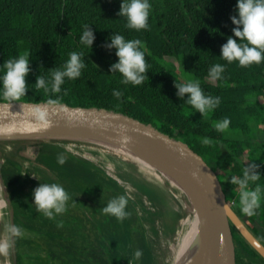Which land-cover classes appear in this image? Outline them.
I'll list each match as a JSON object with an SVG mask.
<instances>
[{"label":"trees","instance_id":"obj_1","mask_svg":"<svg viewBox=\"0 0 264 264\" xmlns=\"http://www.w3.org/2000/svg\"><path fill=\"white\" fill-rule=\"evenodd\" d=\"M159 1L161 5L154 4L150 9L149 27L137 31L127 28L126 18L118 16L121 0H0V73L4 61L27 52L31 71L26 77V95L20 100L105 107L151 122L185 142L213 170L227 200H239L238 186L230 183V179L232 175H242L244 166L258 164L256 171L261 176L257 183L264 186V62L241 67L237 61L228 63L219 56L221 45L229 35H234L232 28L235 25L230 17L236 14V0ZM84 24H89L94 33L91 48L79 43ZM113 32L125 39L144 42L149 70L141 85H125L120 73L110 72V65L118 57L115 48L104 45L110 42ZM71 51L84 53L86 67L81 76L75 80L65 78L60 93L36 89V77H48L52 70L61 68ZM167 56L179 60L180 70L188 80H199L205 95L220 98L214 110L202 116L184 102L187 93L184 98L176 95L175 79L180 83L188 80H182L176 66L166 60ZM216 63L225 65V71L220 79L212 80L208 72ZM113 89L122 92L119 99L113 96ZM225 117L230 119L229 130L225 133L216 131L213 121ZM203 137L210 138L212 143L202 144ZM58 155L55 146L43 145L37 160L52 168L66 183L72 197L69 206L76 205L79 194L89 199L99 198L107 185L113 188L110 194L114 197L123 194L117 180L107 179L88 168L83 160L66 157V163L61 166L56 162ZM22 177L18 163L6 162L3 178L12 188L10 201L17 225L37 232L27 239L18 237L21 263L26 258L32 264H117L118 238L125 241L130 233L133 243L135 233H131L130 223L136 215L129 211L130 202L126 207L129 212L126 219L104 218L100 221L103 233H87L91 243L78 240L73 223L58 227L49 219L29 221L25 208L31 192L23 191L27 183L21 181ZM2 188L0 180V191ZM234 206L241 216H245L238 204L233 203ZM86 208L92 207L86 205ZM72 219L77 221V216ZM248 219V224L264 243V195L260 208ZM257 220L261 226L254 224ZM106 221L110 222L109 227H106ZM137 235L139 245L134 243L132 247L130 243L132 254L140 250L142 264H152V253L148 251L143 228ZM239 236L243 252L237 264H264V258L241 234ZM27 241L32 244L31 252L24 258Z\"/></svg>","mask_w":264,"mask_h":264},{"label":"water","instance_id":"obj_2","mask_svg":"<svg viewBox=\"0 0 264 264\" xmlns=\"http://www.w3.org/2000/svg\"><path fill=\"white\" fill-rule=\"evenodd\" d=\"M0 100V141H39L55 146L54 141L98 140L122 147L148 160L158 169L173 178L184 191L192 212L199 217L200 226L189 252L180 264H237L233 227L264 258V243L254 234L227 200L213 170L183 141L162 131L151 122L142 121L122 111L98 107L71 105L67 102ZM35 107L46 108L45 121L33 113ZM125 137L127 139H125ZM38 155V154H37ZM36 157L32 164L42 167L57 183L67 185L47 165ZM21 162L3 159L0 156V180L10 201L12 188L3 178L6 162ZM103 172V171H102ZM104 177L112 176L103 172ZM27 177L23 171V181ZM119 183V182H118ZM11 202V201H10ZM135 210V208H134ZM22 238L27 239L32 234ZM144 237L146 244L147 238ZM18 248V246H17ZM16 242L13 244L17 264Z\"/></svg>","mask_w":264,"mask_h":264},{"label":"clouds","instance_id":"obj_3","mask_svg":"<svg viewBox=\"0 0 264 264\" xmlns=\"http://www.w3.org/2000/svg\"><path fill=\"white\" fill-rule=\"evenodd\" d=\"M151 9L149 0H121L118 10V16L125 17L126 27L135 29H147L149 27L148 17ZM236 14L230 17L235 27L232 28L234 35H229L225 43L221 45L220 55L228 63L237 61L239 66L248 67L252 64H261L264 62V0H236ZM235 37V38H234ZM93 30L89 24L82 26L79 36V43L85 47L91 48L94 40ZM238 38V39H237ZM110 42L104 46L111 49L115 48V55L118 59L110 65L111 73H120L122 83L141 85L149 70V65L145 60L147 51L144 42L140 39H125L119 33L113 32L109 37ZM82 51H71L69 58L61 68H56L50 72L48 77L38 75L35 79V88L43 89L45 93H60L61 86L65 78L75 80L82 74L86 67ZM29 54L26 52L18 57L9 58L3 62V71L0 73V97L7 101L9 108L10 101H20V98L26 95L27 81L26 77L30 73ZM225 71V65L216 63L209 68V77L212 80H218ZM175 87L178 89L176 95L184 98V102L191 105L194 110H198L202 116L214 110L220 103L219 97L205 95L200 86L199 80L190 79L186 83H180L175 79ZM113 96L119 99L122 92L119 89L112 90ZM55 103V101H50ZM47 109L35 107L33 113L38 119L45 121ZM48 122L45 121V124ZM230 119L225 117L220 121H213L212 126L218 132L225 133L229 130ZM125 139H127L125 137ZM201 143L209 145L212 140L203 137ZM59 165L66 163V157L60 154L56 158ZM259 167L256 163L248 164L243 167L242 175H232L230 183L238 186L240 211L251 217L256 214V210L261 206L262 195H264V186L257 183L261 174L256 171ZM37 211L42 212L44 216L55 219L57 214L67 211L68 202L72 199L70 193L65 187L57 182L41 183L32 191ZM130 197L127 194H121L113 197L106 202V206L101 208L103 214L115 217L123 221L129 216L126 210ZM57 226H62L61 222ZM5 230L10 234V238L0 242V252H7L11 246V237H22L24 231L22 227L15 224L5 225ZM141 251L134 252L135 258L141 256Z\"/></svg>","mask_w":264,"mask_h":264},{"label":"rangeland","instance_id":"obj_4","mask_svg":"<svg viewBox=\"0 0 264 264\" xmlns=\"http://www.w3.org/2000/svg\"><path fill=\"white\" fill-rule=\"evenodd\" d=\"M150 4L151 7L154 4L161 5V1L152 0V3ZM166 60L176 66L183 81L188 80V76L184 75L180 70V62L177 58L167 56ZM41 142L27 140L13 142L0 141L1 158L6 160H17L21 162V164L27 169L23 170L27 175V177L24 179V182L27 184L23 188V191L31 192L30 198L27 197L28 206L25 208L27 218L31 222L35 219H49L56 224L61 222L63 226H68L70 223H73L74 233L76 234L78 240L91 243L92 239L87 237V233H89V235L90 233L93 234L94 232L103 233V230L101 232L102 228L100 221L105 220L106 218H111V216L103 214L101 208L106 206V202L111 199L109 194L112 192L113 188L107 185L108 188L101 190L99 193V198L90 200V204L94 206V209L86 208L85 205H81L86 201V197L83 196V199L78 198V204L76 203L75 206H72L73 211L69 206L67 207L66 212L57 214L55 219H50L44 216L42 212L37 211L35 204H33L34 200L32 197L33 189L39 186V184L52 183L49 172L42 167L32 164L31 162V159L33 160L39 153L38 148L40 145L39 143ZM54 143L58 149V152L67 158H73V160H83V164L92 167H99V169L102 168L101 170L103 172L109 174L115 179L118 178V182L123 189V194H127L130 197L129 211H131L132 215H136L132 218L133 221L130 223V230L131 233H135V235L133 238V243L131 242L132 234L130 233L127 234L125 241L124 238H118L117 242L119 253L117 264H142L140 257L139 260L137 259V261L134 256V252L132 254L130 245V243H132V247L134 246V243H136V246L139 245L140 238L137 235V231H140V228H143V231L145 232L149 247L148 251L152 253V264H173V261L171 263L170 260L174 257V253L171 249H169V247L163 246L164 239L162 238V233H168L171 230L170 227L172 225L174 228L176 226V228L180 227L181 229H184L183 225H179V221L186 215H189V213H192L186 196L175 192L174 189H172L166 183L162 182L161 184V182H159L156 177L145 170L144 166L127 156L122 158L119 157V155L104 152L97 148L93 143L85 141H54ZM3 144L10 145V155H8V153L2 148ZM60 184L63 185V183ZM2 189V195L4 198L2 203L6 202V207L3 205L4 208L2 209V214L0 216V242L10 238V234L5 230V225H17L14 207L7 199L6 189ZM231 203L232 205L233 203L239 205V200L232 198ZM72 216H77V221L73 222ZM172 220L174 223L170 225L169 222H173ZM106 222L108 223L106 227H109L110 222ZM256 223L260 225L259 220L254 222V224ZM161 228H166L167 230L160 233ZM25 230L26 235L30 234V227H25ZM175 239L176 237L172 240L174 241ZM14 242H16L17 248L19 243L18 237H11V246L8 251L6 253L0 252V264H15L13 254ZM31 245L27 241L26 246L28 249L25 251L26 253L24 254V258L30 254ZM17 254V264H27L28 260H26V258L25 261L21 263L19 247L17 248ZM132 260H135V262ZM28 264L32 263L28 262Z\"/></svg>","mask_w":264,"mask_h":264},{"label":"bare ground","instance_id":"obj_5","mask_svg":"<svg viewBox=\"0 0 264 264\" xmlns=\"http://www.w3.org/2000/svg\"><path fill=\"white\" fill-rule=\"evenodd\" d=\"M91 142L97 148L101 149L104 152L113 153L114 155H119V157H122V158L127 156V157L133 159L137 163L144 166L145 170H147L154 177H156L157 180L159 182H161V184H162V182L166 183L172 189H174L175 192H178L181 195L183 194L184 196H186L184 191L181 189V187L177 183V181H175L173 178H171L168 174H166L162 170L155 167L153 164H151L148 160L144 159L142 156L135 154L131 151L125 150L124 148L118 147V146L113 145V144L105 143V142L98 141V140H91ZM2 148L8 153V155L11 154L10 145L3 144ZM15 157H17V156H15ZM112 178L115 179L114 177H112ZM115 180L118 181L119 179L117 178ZM109 196H110V198L114 197L112 194H109ZM3 200H4V198L2 195V191H0V216L2 214V209L4 208V206H3L4 203H2ZM166 204H168V203H166ZM98 223H99V221H98ZM173 223H174V221L169 222L170 225ZM179 223H180L179 225L184 226V229L183 228L181 229L180 227L176 228V226L174 228L172 225L170 227L171 230L168 233H166V234L162 233V238L164 239L163 246L169 247V249H171L174 253L173 254L174 257L171 258V260H170L171 263L173 261V264H180L182 259H184V256L188 254L191 243L196 238V235L198 234L199 226H200L199 217H198V214L196 212H192L191 214L189 213V215H186L184 218H182L179 221ZM170 225H168V226H170ZM166 230H167L166 228H161L160 233L163 231L165 232ZM175 237H176V239L173 241L172 239H174Z\"/></svg>","mask_w":264,"mask_h":264},{"label":"flooded vegetation","instance_id":"obj_6","mask_svg":"<svg viewBox=\"0 0 264 264\" xmlns=\"http://www.w3.org/2000/svg\"><path fill=\"white\" fill-rule=\"evenodd\" d=\"M91 200V199H90ZM90 200L88 201V203H90ZM77 203H79V201H77ZM85 207L86 205L89 206V207H92L94 209V206L92 204H87L84 202ZM234 205H236V203H234ZM72 206H74V204H72ZM71 207V210L73 211V207ZM69 207V205H68ZM90 208V209H92ZM235 210L237 211L238 215L242 218V220L246 223V225L252 230L251 226L248 224V216L245 215V216H241L240 213L238 212V210L236 209V207L234 206ZM86 213V212H85ZM96 224V223H95ZM232 230H233V235H234V240H235V248H236V260H237V263L239 262V258H241L242 256V252H243V249L241 247V244H240V236H239V233L236 229H234L233 225H232ZM253 231V230H252ZM254 232V231H253ZM255 234V233H254ZM256 235V234H255ZM257 236V235H256ZM258 237V236H257ZM259 238V237H258ZM260 239V238H259ZM241 260V259H240ZM241 262V261H240Z\"/></svg>","mask_w":264,"mask_h":264},{"label":"crops","instance_id":"obj_7","mask_svg":"<svg viewBox=\"0 0 264 264\" xmlns=\"http://www.w3.org/2000/svg\"><path fill=\"white\" fill-rule=\"evenodd\" d=\"M66 157V156H65ZM92 163V162H91ZM87 166V165H86ZM88 168H91L92 170H94L95 172H97V173H99V174H103V172H102V168H100L99 169V167H92V166H87ZM86 197V196H85ZM78 198H82L83 199V195H78ZM90 199L88 198V197H86V201H85V203L86 202H88ZM78 204V203H77ZM4 205H5V207H6V202L4 203ZM81 205H83V204H81ZM79 206V205H78ZM83 208V207H82ZM133 261V260H132Z\"/></svg>","mask_w":264,"mask_h":264}]
</instances>
